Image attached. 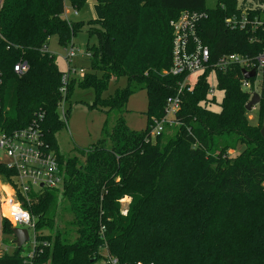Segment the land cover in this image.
Wrapping results in <instances>:
<instances>
[{
  "label": "trees",
  "instance_id": "obj_1",
  "mask_svg": "<svg viewBox=\"0 0 264 264\" xmlns=\"http://www.w3.org/2000/svg\"><path fill=\"white\" fill-rule=\"evenodd\" d=\"M86 1L69 3L79 10ZM94 1L101 15L85 21L65 18L64 0H2L0 7V130L37 122L64 169L60 187L32 192L23 203L35 218L33 264H96L104 249L120 263L264 264V67L256 124L245 109L255 77L244 89L239 66L211 68L222 54L264 51V0H216L212 8L205 0ZM182 10L206 14L196 30L209 52L208 67L181 95L174 121L166 125L172 133L151 139L153 120L164 115L166 99L183 79L165 73L171 65L169 22ZM243 14L262 24L228 27V19ZM82 28L95 38L89 66L64 85L46 44L56 34L66 45ZM20 61L28 68L17 74L13 67ZM212 74L222 93L219 111L212 108L215 94L208 93ZM120 77L126 85L104 97L109 81ZM74 88L91 90L88 106L107 117L96 143L79 149V158L64 159L55 134L64 124L59 108L65 104L66 118ZM142 89L147 123L133 131L123 113L129 96ZM110 114L115 118L108 129ZM238 144L239 153L229 156ZM0 173L15 186L2 162ZM123 196L130 198L126 213ZM11 228L3 219L2 235L13 238ZM21 250L4 251L0 264H23L29 251Z\"/></svg>",
  "mask_w": 264,
  "mask_h": 264
},
{
  "label": "built area",
  "instance_id": "obj_2",
  "mask_svg": "<svg viewBox=\"0 0 264 264\" xmlns=\"http://www.w3.org/2000/svg\"><path fill=\"white\" fill-rule=\"evenodd\" d=\"M1 4L2 0H0V7ZM205 16L206 14L204 12L182 10L177 18L169 22L172 31L171 65L165 73L174 76L183 75V79L178 83L176 92L166 99L164 115L158 120H153L152 130L155 131V134L162 132L166 125L173 123L175 113L180 108L181 95L184 91L190 92L193 88V84L189 82L190 75L193 73H201L208 67L209 52L197 35L196 30L197 23ZM261 24L262 21L256 18L248 20L246 14H243L239 20H236L234 17L227 20L228 27L232 29H243L246 25L256 28ZM73 57L74 53L70 50L67 53L66 59L69 62ZM230 66H239L240 69L244 68L246 70L254 68L257 74V71L264 67V51L255 57L244 56L238 53L222 54L211 65V68L213 70L225 71ZM27 68L26 62L20 61L14 65L13 70L17 74H21ZM75 73L76 70L68 65L67 70L61 76L62 84L65 85L71 77L76 75ZM83 74V69H80L79 76L82 77ZM64 85L61 88L62 92H65ZM241 86L244 89H249L251 87L249 79L242 78ZM208 93L213 95V88H210ZM168 114L173 116L171 120H167ZM0 149L9 160L5 163L0 159V162L11 169L13 174L10 178L15 184V186L9 185L13 197L7 203L10 206L8 215L0 212V256L2 255L1 246L3 239L2 220L7 219L12 227L25 228L27 230L31 250L26 255L23 264H33L36 249L34 234L35 218L23 207V203L29 202L28 198L32 192L35 193L44 188L51 189L60 187L63 183L64 169L61 168L56 153L44 141L40 127L35 121L30 122L27 126L20 129L11 131L0 130ZM11 205L14 207L11 208ZM24 213L27 214L26 219L23 215ZM46 245V243L42 244V246ZM96 264L133 263H120L104 249L103 258ZM134 264L143 263L138 261Z\"/></svg>",
  "mask_w": 264,
  "mask_h": 264
},
{
  "label": "rangeland",
  "instance_id": "obj_3",
  "mask_svg": "<svg viewBox=\"0 0 264 264\" xmlns=\"http://www.w3.org/2000/svg\"><path fill=\"white\" fill-rule=\"evenodd\" d=\"M216 0H205V5L208 8L214 7ZM64 10L63 15H66L68 19H84L88 20L90 18H99L101 13L99 6L94 0H87L83 7L79 10H74L71 8L69 0H64ZM76 13V14H75ZM65 17V18H66ZM86 17V18H85ZM67 19V18H66ZM95 44V38L89 36L85 28H82L80 31L72 37L71 42L66 45H61L58 41L56 34H51L48 38L46 47L47 51L54 57L57 67L62 72L66 71L68 65L76 70V75L79 76V70L83 69L85 73L89 66V58L91 56L90 47ZM72 50L74 57L68 60L66 59L67 53ZM199 73H193L189 77V82L194 84L196 82L197 76ZM262 82V71L258 70L254 78L252 88L254 92L258 93L261 88ZM126 85V79L120 77L117 82L112 79L109 81L107 90L104 92V97H108L116 88H123ZM209 87L213 88L214 94L217 100V103L212 105L214 110L219 109V101L221 99L222 93L217 90L216 87V78L212 74L209 78ZM251 97V96H250ZM249 97V99H250ZM93 100V93L91 90H81L74 88L72 95L69 99L70 110L67 114V117H64L65 104L63 103L62 107L59 108V115L64 120L62 128L55 134V141L58 149V153L64 158L77 156L79 149H85L94 143L101 136V127L107 117L106 113L99 109L89 107L88 103ZM249 101V100H248ZM127 110L124 111L123 116L126 121V125L133 131H143L146 127L147 118L145 111L147 109V94L144 89L138 90L134 94L130 95L127 103ZM257 104L252 106L250 110L247 111V120L250 124L257 123ZM65 118V119H64ZM114 114H110L108 120V129H111L114 124ZM173 116L168 114L167 120H171ZM262 125L260 124V129ZM165 133L171 134L173 128L164 127ZM155 131H151V139H154ZM240 144L236 146L235 149L229 150L228 154L231 157L236 156L239 153ZM0 159L7 163L9 160L3 154L0 149ZM81 159V157H80ZM8 179L0 173V212L4 215H8V211L4 210L8 200L13 197L11 187L9 186ZM5 201V205L3 202ZM130 202L128 196H123L119 199V204L121 205V212L126 213L127 204ZM3 205V206H2ZM6 211V212H5ZM5 212V213H4ZM67 214V212H66ZM68 215V214H67ZM7 220V219H6ZM9 222V221H8ZM11 225V224H10ZM61 225L64 227V222H61ZM2 246L1 253L11 252L15 248V244L12 242V236H3L2 235ZM31 250L30 240L22 245L21 253L25 254Z\"/></svg>",
  "mask_w": 264,
  "mask_h": 264
},
{
  "label": "water",
  "instance_id": "obj_4",
  "mask_svg": "<svg viewBox=\"0 0 264 264\" xmlns=\"http://www.w3.org/2000/svg\"><path fill=\"white\" fill-rule=\"evenodd\" d=\"M241 74L244 79H250V78L255 77L256 70L254 68H252L251 70H246L244 68H241ZM259 100H260L259 94L254 92L251 95L249 101L245 104V109L247 111L250 110L252 106L258 104ZM260 134L264 137V121L260 129ZM11 232L13 235L12 242L15 244L16 248L20 249L23 244L28 242L29 236L25 228L12 227Z\"/></svg>",
  "mask_w": 264,
  "mask_h": 264
},
{
  "label": "bare ground",
  "instance_id": "obj_5",
  "mask_svg": "<svg viewBox=\"0 0 264 264\" xmlns=\"http://www.w3.org/2000/svg\"><path fill=\"white\" fill-rule=\"evenodd\" d=\"M4 203H5V201L3 202V205H5ZM3 205H2V206H3ZM5 206H6V208H3V209L6 210V211H9V209H10L9 204H6ZM13 207H14V206L11 205V208H13ZM6 211H5V212H6ZM5 212H4V213H5Z\"/></svg>",
  "mask_w": 264,
  "mask_h": 264
},
{
  "label": "crops",
  "instance_id": "obj_6",
  "mask_svg": "<svg viewBox=\"0 0 264 264\" xmlns=\"http://www.w3.org/2000/svg\"><path fill=\"white\" fill-rule=\"evenodd\" d=\"M64 13L66 14L65 10H64ZM64 17H66V15H64ZM66 18H68V17H66ZM71 20H73V19H71ZM74 20H84V19H74ZM46 49H47V47H46Z\"/></svg>",
  "mask_w": 264,
  "mask_h": 264
},
{
  "label": "clouds",
  "instance_id": "obj_7",
  "mask_svg": "<svg viewBox=\"0 0 264 264\" xmlns=\"http://www.w3.org/2000/svg\"><path fill=\"white\" fill-rule=\"evenodd\" d=\"M217 111H219V109H217ZM23 215H24V217H25V219H26V218H27V214H26V213H24Z\"/></svg>",
  "mask_w": 264,
  "mask_h": 264
}]
</instances>
